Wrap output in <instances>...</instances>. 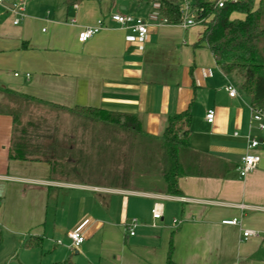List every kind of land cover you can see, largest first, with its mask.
<instances>
[{"label": "crops", "instance_id": "1", "mask_svg": "<svg viewBox=\"0 0 264 264\" xmlns=\"http://www.w3.org/2000/svg\"><path fill=\"white\" fill-rule=\"evenodd\" d=\"M114 13L144 19L149 34L140 37L110 22ZM15 17L0 5V224L16 238L51 243L54 252L45 263L41 254L39 264L68 258L76 264H166L170 254L175 264H264V144L256 150L257 168L246 177L238 170L248 139H264V132L251 120L242 81L225 74L203 43L205 25L163 23L158 3L149 0H26L25 17L14 24ZM105 18V28L79 42L83 28ZM229 83L237 89L234 97ZM20 103L136 116L145 140L132 146L129 160L140 170L156 159L168 118L190 108L192 163L201 173L181 176L180 194L165 193L152 176H142L143 185L126 182L125 168L117 182L68 180L57 170L89 164L77 129L54 126L47 135L29 122L45 119L19 112ZM209 110L215 112L211 123ZM112 151L107 164L96 157L97 163L105 168L127 158ZM156 202L163 203L158 220L152 216ZM133 218L139 224L129 235L125 224ZM235 218L237 225L222 223ZM246 230L256 234L245 237ZM70 231L86 238L78 249L68 247Z\"/></svg>", "mask_w": 264, "mask_h": 264}, {"label": "trees", "instance_id": "2", "mask_svg": "<svg viewBox=\"0 0 264 264\" xmlns=\"http://www.w3.org/2000/svg\"><path fill=\"white\" fill-rule=\"evenodd\" d=\"M83 1L86 0H67V3L77 4ZM149 1L158 3L159 16L165 18L169 24L180 23L183 0ZM192 3L195 8L202 9L196 18L198 23L205 25L202 41L214 54L221 70L227 75L242 76L240 87L250 98L251 106L264 110V0H237L235 3L228 2L223 7H218L211 0H192ZM234 14H241L244 17H233ZM51 105L77 117L100 123L104 128L123 129L126 133L133 134L134 142H144L141 138L145 134L136 116H124L98 107L67 108ZM14 117L17 121L21 119L17 114ZM191 121L190 108L170 116L161 143L158 145L159 155L156 154V159L152 163L143 162L141 170L137 172L141 177L152 176L159 180L167 194H180L178 180L181 176L201 173L192 163L197 158L192 157L193 150L189 142ZM176 128L181 129V132H177ZM184 158H188V162ZM134 166L136 167L137 163L130 166V173L134 171ZM51 174H54L53 166ZM1 240L0 235V242ZM28 240L30 241L25 242L27 247L42 244L37 238L30 237ZM46 264L76 263L68 258ZM166 264H175L171 254Z\"/></svg>", "mask_w": 264, "mask_h": 264}, {"label": "rangeland", "instance_id": "3", "mask_svg": "<svg viewBox=\"0 0 264 264\" xmlns=\"http://www.w3.org/2000/svg\"><path fill=\"white\" fill-rule=\"evenodd\" d=\"M235 76L237 77L235 79V82L237 84H240V82L242 81V76L236 74ZM43 108L45 107L37 104L20 103V105L18 106V111L22 113L25 112L24 114H26L28 117L32 114L41 115L45 120L35 121L34 119L30 118L31 121L29 122H33L34 125H36V128L45 130V133L47 135L49 134L48 131L53 129L54 126H56V129L57 127L58 129L60 128L62 131L77 129V141L78 143L80 142L81 147H85L87 151L85 153V156L89 162L87 167H84V165H86L84 164L79 168H75L73 170L58 169L57 171H59L60 176H62L63 178H68V180H78L86 182L88 181L91 183H100L102 181L105 183L107 180L117 182L121 179L118 178L117 175L121 173V171H123L125 168V174L127 175L126 177L124 176V179L126 180V182L132 183V181H135L138 185H143L140 184L143 183L142 181L146 182V179L140 177L137 173L135 176L132 175L135 171H140V169H138L139 166L134 167V172H132L130 175V166H132L133 164L130 163L129 153L132 150V146L136 145L137 143L136 141L135 144H133V134L126 133L123 129L120 128H104L100 123L88 121L84 118L77 117L71 113V115H66L65 113L67 111L65 110H63L64 112L62 111L60 114L57 115L56 113L59 112L58 110H55V108L54 110H44ZM55 117L56 120L54 119ZM62 142H64L63 145H66L67 143H65L64 139L62 140ZM158 145L159 144H157V147ZM109 150H113L114 152H117V150L124 151L126 152L125 156L127 158L123 163H109L104 168V165H101V162L103 161V163L105 162L107 164L108 161H106V152ZM114 152L113 154L115 155V157H117L118 154ZM111 153L110 155H112ZM157 153L159 155V152ZM96 157L101 158L102 161L97 163ZM93 158H95V160H93ZM119 166H122V170L119 169ZM145 178H147V176ZM7 227L8 226L6 224H0V235L3 240L0 243V264H39L40 259L42 258L41 254H43L45 263L47 262V258L49 257V255L54 252L52 251L51 243L48 245L45 244V246L37 243L33 247H27L25 245V242H28L30 240H25L24 236L16 238L12 234L11 230H9V227ZM13 237L16 239H14Z\"/></svg>", "mask_w": 264, "mask_h": 264}, {"label": "built area", "instance_id": "4", "mask_svg": "<svg viewBox=\"0 0 264 264\" xmlns=\"http://www.w3.org/2000/svg\"><path fill=\"white\" fill-rule=\"evenodd\" d=\"M218 7L225 6L228 2L235 3L237 0H211ZM25 2L26 0H0V5L7 7L15 14L14 24H19L23 17H25ZM6 3H10L12 7H9ZM202 12V9H197L193 6L192 0H183L181 5L182 19L179 25L183 28H188L192 25L198 23L197 16ZM110 22H113L119 25L122 28L131 29L133 32L137 33L140 37H146L149 34V24L142 18L133 16L131 14L124 13H114L107 18ZM163 23H168L165 18L162 19ZM169 24V23H168ZM106 18L100 19L95 26L85 27L78 34V40L81 43L87 42L93 36H95L100 30L105 28ZM229 95L234 97L237 95V89L232 84L227 85ZM215 117L214 110H209L206 114V119L208 122H213ZM251 120L256 124V127L259 131L264 132V110L254 108L251 106ZM264 144V139L250 138L247 143V151L242 155L241 163L238 166L239 174L242 177H246L253 170H255L261 160L260 155L256 152L259 147ZM152 216L155 220L161 219L163 216V203L156 202L153 210ZM222 223L229 225L239 224L238 219H226ZM137 218H133L130 222L125 224V230L129 235H135V229L138 226ZM256 234L251 230H246L244 236H250ZM68 238L70 243L68 247L71 250L78 249L86 240L85 236L78 231H70L68 233ZM57 244H62V240H57Z\"/></svg>", "mask_w": 264, "mask_h": 264}, {"label": "water", "instance_id": "5", "mask_svg": "<svg viewBox=\"0 0 264 264\" xmlns=\"http://www.w3.org/2000/svg\"><path fill=\"white\" fill-rule=\"evenodd\" d=\"M9 7H12V5L10 3H6Z\"/></svg>", "mask_w": 264, "mask_h": 264}]
</instances>
